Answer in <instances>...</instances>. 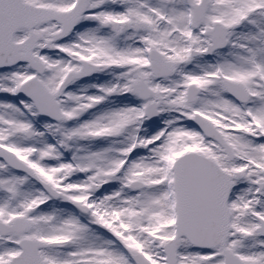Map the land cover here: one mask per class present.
<instances>
[{
	"label": "snow or ice",
	"instance_id": "snow-or-ice-1",
	"mask_svg": "<svg viewBox=\"0 0 264 264\" xmlns=\"http://www.w3.org/2000/svg\"><path fill=\"white\" fill-rule=\"evenodd\" d=\"M0 264H264V0H0Z\"/></svg>",
	"mask_w": 264,
	"mask_h": 264
}]
</instances>
